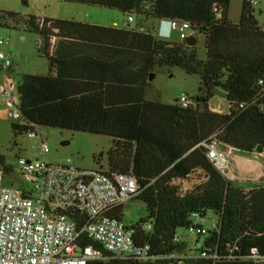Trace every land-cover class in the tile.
<instances>
[{
	"label": "trees",
	"instance_id": "obj_1",
	"mask_svg": "<svg viewBox=\"0 0 264 264\" xmlns=\"http://www.w3.org/2000/svg\"><path fill=\"white\" fill-rule=\"evenodd\" d=\"M64 1L118 9L141 19L134 28H117L0 11V27L39 36L38 51L48 64L47 73H24L16 85L23 116L39 127L110 137L107 169L131 172L139 184L135 199L143 203L145 215L130 227L136 242L150 245L151 259L87 264H171L160 257L181 248L174 234L195 215L209 214L218 231L208 232L205 246L216 258L185 264H256L253 249L264 259V184L232 182L208 160L205 147L216 140L242 155L257 146L264 150V24L253 5L242 0L239 20L233 23L230 0ZM150 19L188 22L190 34L204 36L205 58L198 56L196 45L147 30L143 22ZM172 67L204 85L202 94L189 97L187 107L178 99L166 103L146 97L150 74ZM215 89L227 94L226 112L209 107ZM11 128L15 135L26 130L14 121ZM195 169L206 180L178 195L170 181ZM124 207L110 215L122 220ZM147 222L149 230L142 228Z\"/></svg>",
	"mask_w": 264,
	"mask_h": 264
},
{
	"label": "built area",
	"instance_id": "obj_2",
	"mask_svg": "<svg viewBox=\"0 0 264 264\" xmlns=\"http://www.w3.org/2000/svg\"><path fill=\"white\" fill-rule=\"evenodd\" d=\"M248 1L256 4L255 0ZM220 16L216 12V17ZM133 20L129 14L127 21ZM173 29L181 40L190 34L188 22L162 19L158 22L157 35L169 40ZM51 42L54 43V38ZM8 44V37H0V116L25 126L27 137L37 140L34 147L44 156L49 146L39 126L27 120L19 109L16 85L10 76L12 55L5 50ZM178 104L187 107L192 101L188 95L181 94ZM205 147L208 160L224 173L228 157L236 149L216 140L206 143ZM17 163L23 181L18 186L6 183L0 167V264H87L90 260L151 259L150 245L136 242L131 227L110 215V211L119 205L125 206L139 192V184L131 172H109L100 166L81 168L69 158L53 163L44 157H18ZM206 178L202 170L195 169L186 177L172 179L170 184L182 196L195 190ZM142 228L149 230L151 224L144 223ZM185 230V236L179 233L173 236L181 248L160 258L171 264L216 258L205 246V238L210 230L218 231L217 220L195 215ZM251 258L256 264H264L255 249L251 251Z\"/></svg>",
	"mask_w": 264,
	"mask_h": 264
},
{
	"label": "rangeland",
	"instance_id": "obj_3",
	"mask_svg": "<svg viewBox=\"0 0 264 264\" xmlns=\"http://www.w3.org/2000/svg\"><path fill=\"white\" fill-rule=\"evenodd\" d=\"M253 5L255 14L259 22L264 24V0H255ZM242 0H230L229 18L236 21L240 15ZM0 11H15L21 14H34L40 18H57L65 20H76L84 23L95 24L107 27L134 28L139 17H134L132 22H128L126 15L118 9L105 8L98 5L68 2L64 0H0ZM144 27L152 31L156 36L158 23L150 19ZM0 37H8L9 44L5 50L15 57L18 62L15 70L10 72L15 85L19 82L22 74L31 72L32 74H45L48 71L47 60L38 51L40 38L37 34L23 30L0 27ZM159 37V36H158ZM169 40L181 41L177 30H171ZM52 43V42H51ZM53 45V44H52ZM196 51L201 59L205 58L206 49L204 46V36L197 34ZM154 77L151 79L150 87L147 90L148 99L159 100L161 102H173L181 94L189 97H196L204 92V85L198 77L185 73L179 67L158 68L153 71ZM217 103L221 101L218 110L227 111L225 102L221 96L212 97ZM211 105L215 107V102ZM9 118L0 116V167L4 170L6 183L15 186L23 182L19 174L17 163L18 157L41 158L44 157L50 162L61 163L69 158L71 163L81 168L102 167L107 168V151L112 144L108 136L71 130H59L53 127H39L40 133L45 138L49 146V152L44 156L39 154L38 148L34 147L36 139L27 137L25 132L13 133ZM223 148V146H221ZM236 157H232L233 155ZM241 156V157H238ZM230 157V158H229ZM227 168L224 175L232 182L249 186L252 184H264V150L260 154L253 152L242 155L237 150L229 155ZM258 162L256 171L253 168L254 161ZM251 163V170L247 163ZM248 190V189H246ZM145 215L143 203L132 198L123 209V222L126 226L136 223ZM208 218L212 215L209 214ZM215 219V218H214ZM181 236L186 235V230L179 229ZM190 237V236H188Z\"/></svg>",
	"mask_w": 264,
	"mask_h": 264
},
{
	"label": "crops",
	"instance_id": "obj_4",
	"mask_svg": "<svg viewBox=\"0 0 264 264\" xmlns=\"http://www.w3.org/2000/svg\"><path fill=\"white\" fill-rule=\"evenodd\" d=\"M126 19H127V16H126ZM230 20H231L233 23H237L238 20H239V18H238L236 21L232 20L231 18H230ZM75 21H76V20H75ZM79 22H82V21H79ZM82 23H84V22H82ZM196 41H197V37H196ZM195 44H196V43H195ZM10 54H11V53H10ZM11 55H12V54H11ZM17 62H18V57H15L14 55H12V65H11L10 72L13 71V70H15V67H16V65H17ZM28 73H31V72H28ZM212 101L215 102V107H213V106L211 105V102H212ZM222 102H225L226 107H227V110H228V103L226 102V100H225L224 98H222ZM220 103H221V101H219V103H217V101H215L213 98H211V99L208 101L209 107H210L212 110L217 111V112H222V111H220V110L217 109V107L220 106ZM232 154H233V152L231 153V155H232ZM232 157H236V155L234 154ZM238 157H241V156H238ZM242 158H245V157H242ZM245 159H248L250 162H252V161L255 162V163L253 164V168H254L255 171H256V168L258 167V166H257L258 162L255 161V160H252V159H250V158H245ZM250 162L247 163V165H248V167H249L251 170H253L252 167H250V166H252V164H251ZM245 163H246V162H245Z\"/></svg>",
	"mask_w": 264,
	"mask_h": 264
},
{
	"label": "water",
	"instance_id": "obj_5",
	"mask_svg": "<svg viewBox=\"0 0 264 264\" xmlns=\"http://www.w3.org/2000/svg\"><path fill=\"white\" fill-rule=\"evenodd\" d=\"M196 37H197V34H189L187 36V38L184 39V42L188 45V46H193L195 45L196 43ZM154 77V73L150 74L149 76V79H153ZM215 95H218V96H221L223 97L224 99L227 98V94L219 89H215L214 91ZM262 149L260 146H257L256 149H255V152L256 153H261Z\"/></svg>",
	"mask_w": 264,
	"mask_h": 264
},
{
	"label": "bare ground",
	"instance_id": "obj_6",
	"mask_svg": "<svg viewBox=\"0 0 264 264\" xmlns=\"http://www.w3.org/2000/svg\"><path fill=\"white\" fill-rule=\"evenodd\" d=\"M243 159V158H242ZM245 162L247 163V160H245Z\"/></svg>",
	"mask_w": 264,
	"mask_h": 264
}]
</instances>
